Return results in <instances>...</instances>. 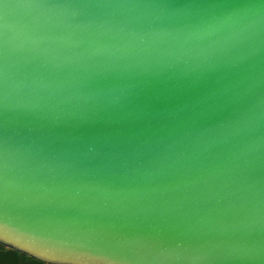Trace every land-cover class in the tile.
I'll return each mask as SVG.
<instances>
[{"label":"water","instance_id":"1","mask_svg":"<svg viewBox=\"0 0 264 264\" xmlns=\"http://www.w3.org/2000/svg\"><path fill=\"white\" fill-rule=\"evenodd\" d=\"M0 243L264 264V0H0Z\"/></svg>","mask_w":264,"mask_h":264},{"label":"crops","instance_id":"2","mask_svg":"<svg viewBox=\"0 0 264 264\" xmlns=\"http://www.w3.org/2000/svg\"><path fill=\"white\" fill-rule=\"evenodd\" d=\"M0 264H60L52 263L24 254L0 243Z\"/></svg>","mask_w":264,"mask_h":264}]
</instances>
